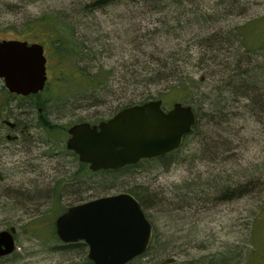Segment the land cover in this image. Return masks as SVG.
<instances>
[{
	"label": "rangeland",
	"instance_id": "374dc122",
	"mask_svg": "<svg viewBox=\"0 0 264 264\" xmlns=\"http://www.w3.org/2000/svg\"><path fill=\"white\" fill-rule=\"evenodd\" d=\"M96 1L0 0V39L42 44L48 80L44 92L33 97L4 93L0 82V108L10 117L20 112L21 126L31 130L21 137L0 126V231L16 230L17 249L0 259V264L85 263L88 247L72 248L60 242L55 219L73 205L126 192L139 200L153 232L149 250L130 264H264V101H259L264 100V78L246 83L247 93L260 92V99H247L239 92L234 100L232 94L224 117H212L216 108L206 98L214 85H222L217 83L218 75L192 90L193 102L178 100L196 108L201 123L168 156L114 172L87 173L78 157L64 152L67 130L74 124H98L145 99H161L166 111L176 102L157 95L144 98L142 89L121 91L120 83L114 85L120 90L116 94L84 88L89 73L99 66L110 69L121 60L104 52L102 45L120 55L137 34L163 26L157 21L161 15L144 14L145 8L138 4L120 2L95 8ZM241 2L246 5L242 15L226 19L229 25H242L264 15V0ZM51 16L61 32L77 43L74 62L60 65L53 44L58 27L48 28L43 22ZM167 18L168 27L183 24L169 13ZM221 21L219 25L225 26ZM227 55L223 53V57ZM257 60L264 65V51ZM234 65L223 72L230 74ZM225 92L224 97H229ZM34 101L45 102L50 123L61 128L55 132L63 133L60 146L54 144L55 134L53 146L42 143L46 140L40 134L38 114L29 108ZM6 135L18 140L9 142ZM48 150L52 153H46Z\"/></svg>",
	"mask_w": 264,
	"mask_h": 264
},
{
	"label": "trees",
	"instance_id": "16d2710c",
	"mask_svg": "<svg viewBox=\"0 0 264 264\" xmlns=\"http://www.w3.org/2000/svg\"><path fill=\"white\" fill-rule=\"evenodd\" d=\"M120 2L138 4L140 8H145L144 14L155 12L161 15L162 18L157 21L163 26L141 35L137 34L131 40L130 46L123 47L120 55H116L112 47L102 45L104 52L121 60L113 63L110 69L99 66L96 72L89 73L86 78L88 81L83 82L84 88L87 86L94 90L103 89L114 94L120 91L119 88L131 93L142 89L140 95L144 98L157 95L164 96L165 99L173 98L174 101L187 99L193 102L190 95L192 90H199L200 83L218 75L217 83H222L225 89L222 85H214L210 96L205 94L207 100H210V105L216 108L212 117L226 115L224 110L229 108L226 102L232 94L234 100L239 92L243 97L247 96V99L252 100L260 99L263 95L259 91L256 95L247 93L250 88L246 87V83H256L258 79L264 78V65L259 64L257 60L261 51H264V15L242 25H229L226 21L230 16L242 15L246 5L242 4L241 0H97L93 6L100 8ZM168 13L174 21L183 23L181 27L167 26ZM46 19L43 20L45 27H58L53 44L58 49L60 65L67 63L66 61L74 62L79 52L77 43L69 40V34L61 32L53 16ZM221 20L226 22L225 26L219 25ZM223 53L228 54L227 57H223ZM220 56L225 61L224 68L222 62L218 61ZM233 62L234 68L230 74H226L225 69H229ZM235 82L240 84L239 88ZM116 83H120L119 88L114 87ZM160 86L165 89L151 91ZM1 90L7 93L4 87ZM225 91L230 94L229 97H224ZM145 101L146 99L140 103ZM259 101L262 103L264 100ZM193 109L197 121L191 134H194L201 123L196 114L197 109ZM57 126L51 127L52 132L61 130ZM86 172L91 173L89 170ZM69 246L82 247L81 244Z\"/></svg>",
	"mask_w": 264,
	"mask_h": 264
},
{
	"label": "water",
	"instance_id": "95a60500",
	"mask_svg": "<svg viewBox=\"0 0 264 264\" xmlns=\"http://www.w3.org/2000/svg\"><path fill=\"white\" fill-rule=\"evenodd\" d=\"M45 64L41 45L0 40V79L9 93L42 91ZM195 123L192 107L176 103L165 113L160 100H151L123 108L97 126H72L66 146L91 172L114 171L178 150ZM55 225L63 243L88 246L85 264H128L147 250L152 234L139 201L127 192L71 206ZM14 234V228L0 231V257L15 251Z\"/></svg>",
	"mask_w": 264,
	"mask_h": 264
},
{
	"label": "flooded vegetation",
	"instance_id": "af4514ba",
	"mask_svg": "<svg viewBox=\"0 0 264 264\" xmlns=\"http://www.w3.org/2000/svg\"><path fill=\"white\" fill-rule=\"evenodd\" d=\"M40 94V93H39ZM39 94H36V95H39ZM34 95V96H36ZM29 97H32V96H29ZM46 103L44 102H40V101H34V102H30V107L31 109H35L36 110V113L38 114L37 116V122L38 124L40 125L39 126V129L41 130L40 131V134L42 136H44L46 142H42V143H45V144H52L53 146V143L54 141L52 142L51 139H52V135L55 134L57 136L56 140H55V146L58 147L60 146V144L63 142L62 138H61V135L63 133H60V132H57V133H54L52 132L51 130V127L53 126L48 117L49 115H46L45 114V111H46ZM20 112H17V114H12L13 116L10 117V115H7V111L6 109L3 110L2 108H0V126L2 127H5L6 129H8L10 132H15V133H19V135L21 137H25V136H28L29 132L31 131L30 130V127L27 126V125H23L21 126L20 122H22L23 118H20V115L18 114ZM15 116H17V118L15 119ZM13 119L12 122H9L8 119ZM91 125H94L92 123H89ZM59 134V135H58ZM68 135V134H67ZM5 138L9 141V142H12V141H16L18 140V137L17 136H10V135H6ZM69 138V135L67 136V140ZM66 140V142H67ZM66 142H65V146H66ZM65 149L67 150H64L65 153H71L73 156H76L72 151L68 150L67 149V146L65 147ZM46 153H52L51 151H47ZM46 156L49 157V154H47ZM81 163V166L83 167H88L87 164L85 163ZM88 261V258L86 259L85 262Z\"/></svg>",
	"mask_w": 264,
	"mask_h": 264
},
{
	"label": "crops",
	"instance_id": "0c3cea01",
	"mask_svg": "<svg viewBox=\"0 0 264 264\" xmlns=\"http://www.w3.org/2000/svg\"><path fill=\"white\" fill-rule=\"evenodd\" d=\"M262 220H263V219H262ZM262 220H261V221H262ZM262 224H263V222H262V223H261L259 226L261 227V226H262Z\"/></svg>",
	"mask_w": 264,
	"mask_h": 264
}]
</instances>
